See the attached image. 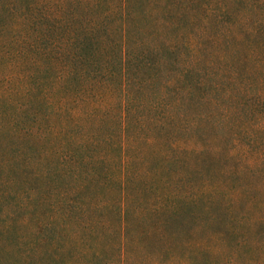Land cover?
<instances>
[{"label": "trees", "instance_id": "16d2710c", "mask_svg": "<svg viewBox=\"0 0 264 264\" xmlns=\"http://www.w3.org/2000/svg\"><path fill=\"white\" fill-rule=\"evenodd\" d=\"M132 1L0 0V246L13 264H264V0H149L146 27ZM52 228L67 257L18 247Z\"/></svg>", "mask_w": 264, "mask_h": 264}, {"label": "rangeland", "instance_id": "374dc122", "mask_svg": "<svg viewBox=\"0 0 264 264\" xmlns=\"http://www.w3.org/2000/svg\"><path fill=\"white\" fill-rule=\"evenodd\" d=\"M148 1L149 0H133L131 7H130L131 18L136 19V21L139 22L141 24V26H143V27L148 26V24L153 22L154 18L157 16V13L152 12V10H151L152 6H150L148 4ZM245 3H246V0H243V3H240L238 7L242 9L243 6H245ZM227 20H230V18H227ZM169 57L172 58V60H173L174 55L168 54L167 58H169ZM172 66H175V65L173 63H171V65H168L167 68L164 69V71L170 73ZM221 85H222V82H221ZM213 87L214 86L212 85L211 81H208L205 88L197 90L196 92L199 95H202V96L207 95L208 96L209 93L210 94L215 93V92H213V89H212ZM260 107L261 106H259L257 109H262ZM257 116H258L257 110H252V101H251V102H248V104L244 110V113L241 116H239V118H238L242 122L244 119L245 122L249 123L250 127H249L248 131L245 133V139L244 140L240 139L241 144L236 148V150H238L239 153L243 152L244 153L243 158L246 159V161H250L251 164H252V145H248L247 143L249 142V138L252 139V136L249 137L248 134H249V131L252 130V120H255L257 118ZM8 201H9V199H5L4 201H1V203L6 204ZM25 232H26L25 235L28 237V240H30L31 243L30 244L26 243L29 246H26V244H23V246H18L20 249L24 250L23 251L24 253L27 252L26 250L30 251V249H33L30 247L35 242H40L42 245H44V248H47V250H45V251H47L48 254L51 252L52 246H55L56 250L59 251L58 253L60 255H62L61 259H63V255L67 257L68 252H71V253L74 252L73 249H70L72 244H68V239L70 237V234H68V232H66L64 230L52 228V229H48L45 231H38L37 232L35 230H32V231L27 230ZM43 240H55V243L46 242L44 244ZM2 245H5V246H0V257L2 258V259H0V264H13V263H15L13 260L11 262L10 258L12 257V255L16 256V247L12 246L13 244L12 245L11 244L10 245L4 244V242ZM12 259L17 261V258H12ZM50 259H47V260L49 261ZM51 263H55V262L51 261ZM242 264H244V263H242Z\"/></svg>", "mask_w": 264, "mask_h": 264}]
</instances>
